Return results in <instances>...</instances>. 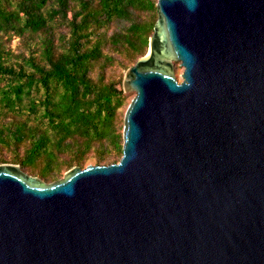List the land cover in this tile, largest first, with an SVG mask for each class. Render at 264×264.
<instances>
[{
	"label": "water",
	"instance_id": "95a60500",
	"mask_svg": "<svg viewBox=\"0 0 264 264\" xmlns=\"http://www.w3.org/2000/svg\"><path fill=\"white\" fill-rule=\"evenodd\" d=\"M156 6L121 158L0 163V264H264V0Z\"/></svg>",
	"mask_w": 264,
	"mask_h": 264
},
{
	"label": "trees",
	"instance_id": "16d2710c",
	"mask_svg": "<svg viewBox=\"0 0 264 264\" xmlns=\"http://www.w3.org/2000/svg\"><path fill=\"white\" fill-rule=\"evenodd\" d=\"M156 3L0 0V163L50 182L121 158L115 71L147 52Z\"/></svg>",
	"mask_w": 264,
	"mask_h": 264
},
{
	"label": "rangeland",
	"instance_id": "374dc122",
	"mask_svg": "<svg viewBox=\"0 0 264 264\" xmlns=\"http://www.w3.org/2000/svg\"><path fill=\"white\" fill-rule=\"evenodd\" d=\"M18 39L17 38H15L13 41H12V43L14 44V45H17V43H18ZM174 66H175V74H176V76H177V78L180 80L181 79V76H180V74H181V72H182V67L180 66V64H179V62L178 61H174ZM127 70V69H126ZM126 70H123V69H117L116 71H115V78H121V84H120V86L122 87V81H123V77H124V74H125V72H126ZM123 89V88H122ZM125 93L127 94V97H126V100H125V102H124V104L122 105V107L120 108V115H119V120L118 121H120L121 123H123L122 122V120H123V118H124V113H125V110H126V108H127V106H128V104H129V102L131 101V99L133 98V96H134V91H125ZM94 159L93 158H90V159H88L87 160V162H86V164H85V166L87 165V164H95L94 163V161H93ZM67 171V170H66ZM66 171H62V173H61V175L59 176V178H62L63 177V175H64V173L66 172ZM58 178V179H59ZM51 182V181H50Z\"/></svg>",
	"mask_w": 264,
	"mask_h": 264
}]
</instances>
